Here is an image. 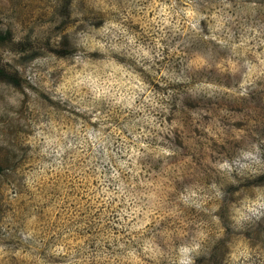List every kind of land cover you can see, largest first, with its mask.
<instances>
[{
	"label": "rangeland",
	"instance_id": "obj_1",
	"mask_svg": "<svg viewBox=\"0 0 264 264\" xmlns=\"http://www.w3.org/2000/svg\"><path fill=\"white\" fill-rule=\"evenodd\" d=\"M57 1L0 0L50 44L0 49V264H264V0Z\"/></svg>",
	"mask_w": 264,
	"mask_h": 264
},
{
	"label": "trees",
	"instance_id": "obj_2",
	"mask_svg": "<svg viewBox=\"0 0 264 264\" xmlns=\"http://www.w3.org/2000/svg\"><path fill=\"white\" fill-rule=\"evenodd\" d=\"M72 0H59L51 15V19L59 18V21L64 22L68 17L71 9ZM11 15V14H9ZM67 35L62 36L58 40V46L53 48V51L59 57H67L73 51L71 43L67 40ZM42 45L48 46L49 36L45 39L40 37H33L29 32H26L23 36L17 40L14 38V33L8 26H0V49L9 47L15 52L16 58L24 59L25 61L32 60V58L38 53L36 47ZM0 81L5 82L7 85L21 86L24 81L16 65L6 61L3 62L0 55ZM19 152H13L9 156L6 155L0 159V176L5 174L6 168H13L16 166V162L19 159ZM3 177H6L5 175Z\"/></svg>",
	"mask_w": 264,
	"mask_h": 264
}]
</instances>
